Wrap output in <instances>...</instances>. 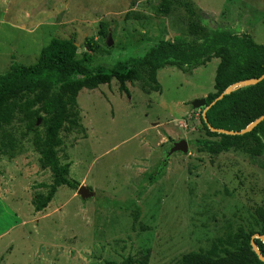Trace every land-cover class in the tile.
<instances>
[{
  "label": "rangeland",
  "instance_id": "1",
  "mask_svg": "<svg viewBox=\"0 0 264 264\" xmlns=\"http://www.w3.org/2000/svg\"><path fill=\"white\" fill-rule=\"evenodd\" d=\"M158 1L0 0V73L12 61L34 63L54 36L74 37L78 46L93 37L91 66L105 68L142 56L159 39L187 36L185 12L158 15ZM191 1L203 24L264 44V0ZM100 21L106 37L97 34ZM218 61L187 72L159 69L160 91L144 93L128 82L127 95L115 79L81 89L82 129L61 132L58 155L71 162L68 177L94 195L81 199L62 185L42 211L32 198L45 192L41 184L51 174L39 165L26 119L16 116L7 127L15 144L0 147V264H104L146 253L148 264H174L185 252L208 249L229 228L253 222V208L264 202L262 170L237 152L209 155L189 144L203 135V108L191 101L213 91ZM181 138L188 152L166 158Z\"/></svg>",
  "mask_w": 264,
  "mask_h": 264
},
{
  "label": "trees",
  "instance_id": "2",
  "mask_svg": "<svg viewBox=\"0 0 264 264\" xmlns=\"http://www.w3.org/2000/svg\"><path fill=\"white\" fill-rule=\"evenodd\" d=\"M174 8L185 12L189 36L159 39L140 57L118 61L109 68L91 66L97 48L93 37L85 36L78 46L74 37L54 36L40 48L34 63L12 61L8 70L0 73V147L10 144L12 148L15 144L7 127L22 114L25 129L32 133V144L39 153V165L51 174V182L41 184L45 192L33 195L35 211L46 208L58 187L65 185L75 190L79 187L77 181L68 177L71 162L61 163L58 151L63 143L62 131L82 129L76 101L81 89H95L115 79L118 89L127 95L128 82L136 83L144 93L160 91L159 69L174 66L187 72L218 58L213 91L204 97L209 104L232 84L264 73V44L256 43L248 33L203 24L201 12L191 0H159L155 12L167 15ZM97 34L107 36L105 21L99 22ZM79 47L83 48L81 52ZM201 111L199 130L203 135L189 142L196 152L209 155L237 152L264 173V119L242 135L213 132L207 126L237 131L264 114V78L217 100L206 110V122ZM38 118L41 131L36 126ZM251 216L253 222L229 228L208 249L185 252L174 264H264L251 246L253 234L264 235V202L253 208ZM253 241L264 256V243L258 238ZM148 259V253L140 258L126 255L120 262L107 259L104 264H148Z\"/></svg>",
  "mask_w": 264,
  "mask_h": 264
},
{
  "label": "water",
  "instance_id": "3",
  "mask_svg": "<svg viewBox=\"0 0 264 264\" xmlns=\"http://www.w3.org/2000/svg\"><path fill=\"white\" fill-rule=\"evenodd\" d=\"M264 78V73L261 74L259 77L256 78H247L237 83L232 84L231 86L224 89L220 94H218L209 104H206L205 98H196L191 101L192 108H200L203 107L201 112L203 120L206 122L205 112L206 110L213 105L217 100L221 99L224 95L229 94L234 89L240 86L252 85L258 83L260 80ZM264 119V114L260 115L259 117L255 118L252 122L247 124L244 128L234 131V130H225L222 128H214L207 124L208 129L222 134L228 135H242L244 133L250 132L259 122ZM39 119L37 120L36 125L38 124ZM188 152V142L186 139L181 138L175 141H172L170 147L166 153V158L174 153H187ZM166 160V159H165ZM77 194L81 197V199H86L90 196H93L94 193L85 185H80L77 188ZM253 238H258L264 243V235L255 233L252 235L251 246L255 254L257 255L258 259L264 262V256L261 254L260 250L258 249L257 245L254 243Z\"/></svg>",
  "mask_w": 264,
  "mask_h": 264
}]
</instances>
